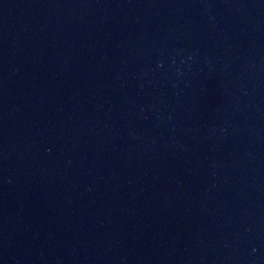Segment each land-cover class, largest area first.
<instances>
[{
    "label": "water",
    "instance_id": "1",
    "mask_svg": "<svg viewBox=\"0 0 264 264\" xmlns=\"http://www.w3.org/2000/svg\"><path fill=\"white\" fill-rule=\"evenodd\" d=\"M0 264H264V0H0Z\"/></svg>",
    "mask_w": 264,
    "mask_h": 264
}]
</instances>
